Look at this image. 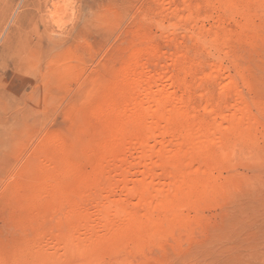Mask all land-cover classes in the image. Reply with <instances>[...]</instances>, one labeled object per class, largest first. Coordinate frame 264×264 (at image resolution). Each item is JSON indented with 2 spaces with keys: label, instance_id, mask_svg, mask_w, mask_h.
<instances>
[{
  "label": "rangeland",
  "instance_id": "374dc122",
  "mask_svg": "<svg viewBox=\"0 0 264 264\" xmlns=\"http://www.w3.org/2000/svg\"><path fill=\"white\" fill-rule=\"evenodd\" d=\"M11 1L0 0V264H16V260L17 264H32L30 257L42 250L35 248L36 242L27 244L32 240L61 242L73 222L67 219L69 204L79 198L77 203L85 202L83 207H90L92 213L95 209L89 202L99 187L108 191L112 201L128 207V214L112 211L113 219L124 217L125 212L131 222L151 220L159 228H151L148 235L149 227L142 223L144 230L139 233L122 228L137 236L125 231L127 236L116 239V244L112 240L95 243L84 258L73 252L56 255V264H264V0H61L60 5L58 0ZM33 1L43 9L46 2L47 8L53 3L55 9L49 10L53 13L61 8V14L56 12L60 16L44 11L40 14L48 17L41 24ZM189 8L194 11L188 12ZM30 12L36 17L26 24L30 35H24L15 26L20 16L24 19L22 15ZM49 35L55 43L35 49L33 58L28 46L39 38L46 43ZM15 43L22 44L21 48ZM20 49L24 52L19 51L21 61L14 57ZM130 70L151 76L152 81L143 84L144 89L135 85L136 89L132 77L124 78ZM183 85L188 95L183 94ZM138 90L144 91V100L161 95L168 99L172 93L170 101L164 99L174 107L181 104V109L193 115L188 112V122L185 119L176 127L158 117L133 124L127 133L116 135L106 129L99 112L103 105L114 100L109 103L112 107L117 100V107L125 105L131 111L143 99L136 98ZM184 97L189 99L183 101L186 106L179 103ZM144 100L139 102L148 108ZM236 105L249 118L230 130L226 119L236 116ZM200 106L202 110L195 113ZM182 125L192 130L200 127V135L215 133L224 143L211 147L202 159L194 156L192 162L181 165L184 169L174 164L168 167L159 156L171 153L181 142L187 132ZM145 130L154 132V141L148 156H141L137 136ZM207 130L222 131L218 136ZM149 166L162 171L158 170L159 177L150 186L163 192L150 205L134 190L138 183L148 185L149 173L141 168ZM47 173L58 175L60 203L33 200L41 193L39 185ZM178 179L194 181L198 190L190 198L180 190L163 198ZM87 184L96 191H89L91 199L86 201L88 194L83 195L81 187L87 190ZM140 234L145 240L136 245L132 239L141 238ZM133 244L140 245L136 255ZM42 246L46 252L49 245ZM48 252L55 255L57 251Z\"/></svg>",
  "mask_w": 264,
  "mask_h": 264
},
{
  "label": "bare ground",
  "instance_id": "6f19581e",
  "mask_svg": "<svg viewBox=\"0 0 264 264\" xmlns=\"http://www.w3.org/2000/svg\"><path fill=\"white\" fill-rule=\"evenodd\" d=\"M13 1V0H12ZM11 1V2H12ZM31 1V0H30ZM38 1V0H37ZM41 1H44V0H39V2H41ZM53 1V0H52ZM55 1V0H54ZM53 1V2H54ZM64 1V0H63ZM231 1V0H230ZM238 1V0H237ZM240 1V0H239ZM244 1V0H243ZM249 1V0H248ZM247 1V2H248ZM39 2H37V4L39 5L40 3ZM50 2V1H49ZM57 2V1H56ZM59 2H61L62 3V1L60 0H58V3H56L57 5L59 4L60 5V3ZM33 3H34V1H33ZM32 3V4H33ZM45 3V2H44ZM55 3V2H54ZM64 3V2H63ZM70 3V2H69ZM231 3V2H230ZM35 4V3H34ZM37 4H35L34 6H35V8H37L36 9V11H37V13L38 14H40V13H42V12H48V10L49 9H53V7H52V5H53V3H52V5L50 6V8H47L46 7V5H47V2L44 4V9L41 7V6H43V5H41V6H37ZM237 4H239V3H237ZM29 5V4H28ZM55 6V5H54ZM59 8V6H56V8ZM67 7V6H66ZM65 8V7H64ZM197 8V9H196ZM195 9H196V11L198 10V8L199 7H196ZM54 9H55V7H54ZM53 9V10H54ZM61 9V8H60ZM58 10V9H56V10H58V11H60L59 13L61 14V10ZM66 10V9H65ZM68 10V9H67ZM66 10V11H67ZM189 10V11H188ZM187 11L188 12H193L194 11V8L192 9V8H189ZM34 11V10H33ZM50 11V10H49ZM58 11H56L57 13H58ZM158 11V10H157ZM8 12V11H7ZM44 12V13H45ZM51 12V14H49V15H54V13H55V15H57L56 14V12H53L52 13V10L50 11ZM63 12V11H62ZM25 13V12H24ZM58 13V14H59ZM6 14H8V13H5V15ZM22 14V13H21ZM63 14V13H62ZM4 15V14H3ZM35 15V16H34ZM67 15V14H66ZM22 16H24V19H22L21 18V16L18 18V28L15 26V28L16 29H18L17 31L18 32H20L21 33V31H25V29L27 28V23H28V21H29V24L31 23V21L32 20H34L35 19V17H36V14H33V13H28V14H26V15H22ZM39 16V15H38ZM57 16H60V15H57ZM48 17V15H46V14H44V15H42V14H40V16H39V18H40V22H41V24H43V25H45V23H46V18ZM8 17H6V19H7ZM39 18H38V21H39ZM52 18V17H51ZM64 18V17H63ZM5 19V16L3 17V20ZM61 19V18H60ZM55 20H56V18H55ZM65 20V19H64ZM181 20V19H180ZM38 21H37V23H38ZM61 21V20H60ZM60 21H57V22H60ZM22 22V23H21ZM51 22H52V19H51ZM62 22V21H61ZM3 23H4V21H3ZM16 23V22H15ZM21 23V24H20ZM5 24V23H4ZM33 24H35V22L33 23ZM40 24V25H41ZM49 24H51V23H49ZM57 24V23H56ZM179 24H180V22H179ZM6 25V24H5ZM17 25V24H16ZM36 25V24H35ZM58 25H60V24H58ZM2 26H4L3 24H2ZM32 26H34V25H32ZM39 26H37L36 25V28H38ZM43 27V26H42ZM45 27H47V26H45ZM32 28V27H31ZM43 29V28H42ZM50 29V31H52L51 30V28H49ZM20 30V31H19ZM30 30V29H29ZM36 30H38V29H36ZM48 29L47 28H45V30H44V32H49V31H47ZM18 32H16L15 31V33L16 34H18ZM27 31H25L24 32V35H25V33H26ZM10 33V32H9ZM28 34L30 33L29 31L27 32ZM43 33V32H42ZM45 33V34H46ZM15 34V35H16ZM21 34H23V32L21 33ZM27 34V35H28ZM40 34H41V32H40ZM47 34H49V33H47ZM51 34H53V33H51ZM50 34V35H51ZM13 35V34H12ZM15 35H13V36H15ZM20 35V34H19ZM30 35V34H29ZM43 35V34H42ZM41 35V36H42ZM48 36V40H47V42L46 43H44L45 41L43 40V39H40L39 37V39L37 40V41H34V45L33 46H28L29 48H27V49H30V52H32L31 53V56H34L33 58H35V49L36 50H38V49H42L43 47H44V44H48V46L47 47H49L50 45H52V44H54L55 43V40L53 39V38H51V36ZM231 36V35H230ZM17 37V36H16ZM26 37H29V36H26ZM54 37V36H53ZM10 38V37H9ZM19 38H20V36L18 37V39L16 40L17 42H18V40H19ZM22 38V37H21ZM229 38V37H228ZM13 39V38H12ZM11 39V40H12ZM26 39H28V38H26ZM24 40V41H27V40ZM225 39V38H224ZM226 39H227V37H226ZM8 40V39H7ZM33 40V39H32ZM20 41H21V39H20ZM19 41V42H20ZM227 41V40H226ZM229 41V40H228ZM16 42V43H17ZM219 42V41H218ZM10 43V42H9ZM15 43V44H16ZM22 43V42H21ZM220 43V42H219ZM6 44V43H5ZM4 44V45H5ZM25 44H26V42H25ZM25 44H23V46H22V49H23V47H25V46H27V44H29L28 42H27V44L25 45ZM217 44V43H216ZM17 46L19 45H22V44H16ZM16 45H14V47L16 46ZM25 45V46H24ZM5 46H7V45H5ZM225 46V45H224ZM20 48H21V46H20ZM34 48V49H33ZM15 49V48H14ZM13 49V50H14ZM20 49V50H16L18 53H19V51H21V54H24V52L22 53V51L23 50H25V49ZM15 51V52H16ZM25 51H27V50H25ZM10 52V51H9ZM29 52V51H28ZM28 52H27V54H28ZM29 52V53H30ZM12 53H14V51L12 52ZM11 53V55L10 56H12V55H14V54H12ZM20 57V56H22V55H20V53L18 54V55H14V57ZM25 56V55H24ZM18 57V58H19ZM23 57V56H22ZM22 57H20L19 58V61H21L20 59H22ZM175 57H177V56H175ZM179 57V56H178ZM184 57H185V55H184ZM32 59V58H31ZM136 59H137V57H136ZM135 59V60H136ZM176 59V58H175ZM24 60V59H23ZM22 60V61H23ZM28 60H29V58H28ZM179 60V59H178ZM185 60V59H184ZM178 61H176V63H177ZM180 62V61H179ZM20 63V62H19ZM198 63V62H197ZM141 64V63H140ZM143 64V63H142ZM189 64V63H188ZM140 66V65H139ZM144 70V69H143ZM149 71V70H148ZM135 71H133L132 72V70H130L129 72H127L126 74H124V75H126L124 78H126V77H132V78H130V79H132L134 82H133V85L135 86H142L143 84H146V83H149L150 81H152V77L151 76H145L144 75V73H142V74H135L134 73ZM149 74V73H148ZM180 82V81H179ZM125 83V82H124ZM132 83V82H131ZM139 83V84H138ZM182 83H183V81H182ZM127 84V83H126ZM125 84V85H126ZM187 84V83H186ZM179 85V84H178ZM188 85V84H187ZM135 86V87H136ZM183 86H186V85H183ZM182 86V87H183ZM190 86V85H189ZM191 87V86H190ZM142 88H143V86H142ZM136 89H137V87H136ZM144 89V88H143ZM183 89V88H182ZM186 89H188L187 88V86H186V88H185V90H184V92H183V94L185 95V92H186V94L188 95V92L186 91ZM191 89V88H190ZM126 90V89H125ZM131 90H133V87H132V89ZM142 90V89H141ZM139 91L138 90V94H137V96H136V98H138V95H140L139 97H142L141 95H142V93L144 92H142V91ZM160 90H161V88H160ZM160 90H158V91H160ZM153 91V90H152ZM189 91V93H190V90H188ZM135 92V91H134ZM133 92V93H134ZM192 92V91H191ZM130 93H132V92H130ZM154 93V92H153ZM158 93H160V92H158ZM163 93H165V92H163ZM197 93H199V92H197ZM146 94V93H145ZM132 95H134V94H132ZM131 95V96H132ZM149 95H151V94H149ZM161 95V94H160ZM165 95V94H164ZM170 95V94H169ZM186 95V97L187 98H190L189 96H187ZM147 96V95H146ZM154 96H156V95H154ZM171 96H174V94L172 95V93H171V95H170V97ZM183 96V95H182ZM133 97H135V96H133ZM168 98L167 99V96L166 97H164V98H166L167 100H171V98ZM143 99L142 100H144V97H142ZM161 98H163L162 97V95L160 96V98L158 97V99H154V97H150V96H148V97H145V100L143 101V103L144 102H146V103H148V105H149V107L148 108H146L145 106L143 107V104L141 103V102H139V101H142L141 99L137 102L136 101V105H133V109L131 110V111H128L127 109H125L126 107H125V105L122 107V108H119V107H117V105H116V103H117V100H116V102H115V105H112V107H110L109 105H111L113 102H114V100H112V102L110 101V102H108V104H106V105H103V107H102V109H100L101 111H99L100 112V114L101 115H104V119L106 120V122H107V127L108 128H106V129H108V130H114V131H116V135H118L117 133H121V132H126V131H128L131 127H132V125L133 124H137V123H140L141 124V122H146L147 120H152V119H156V118H158V117H165L164 119H166L167 121H165L166 123H168L169 124V126L170 125H172L173 127H176V125L175 124H178L177 126H179V125H181L182 123H185V121L183 122V120H185L186 119V122H188L187 120H188V118H189V115L191 114V115H193L192 113H190V111H188L187 112V108H185L186 109V112H184L182 109H184L183 107H182V109H181V107H177L173 102H172V105L174 104L175 105V107L174 106H171V104H169L168 102H167V100H165L164 98L163 99H161ZM183 98V97H182ZM182 98L180 99L181 101L179 102V103H183V105H185L186 106V104L185 103H187V102H189V99H187V98H185V99H187V100H182ZM202 98V97H201ZM135 99V98H134ZM195 100V99H194ZM172 101H174V100H172ZM185 103H184V102ZM191 101V100H190ZM119 102V101H118ZM174 102H177V101H174ZM177 102V103H178ZM107 103V102H106ZM109 103H111V104H109ZM120 103V102H119ZM125 103V102H124ZM171 103V102H170ZM114 104V103H113ZM236 104V103H235ZM120 105V104H119ZM128 105V103L126 102V106ZM145 105V104H144ZM171 106V108H170V106ZM201 105V104H200ZM132 106V105H131ZM130 106V107H131ZM182 106V105H181ZM232 106V105H231ZM234 106V105H233ZM232 106V107H233ZM128 107V106H127ZM236 107L238 108H240L241 106H237L236 105ZM235 107V108H236ZM231 108V107H230ZM238 108V109H239ZM242 108V107H241ZM125 109V110H124ZM130 109V108H129ZM184 109V110H185ZM192 109V108H191ZM208 109V108H207ZM237 109V110H238ZM195 111V113L199 110H202V107L200 106L199 108H197V109H194ZM209 110V109H208ZM236 110V109H235ZM236 110V111H237ZM242 110H244V109H242ZM213 111V110H212ZM186 113H188V114H186ZM195 113H194V115H195ZM98 116V115H97ZM249 118V116H248V114L247 113H244L243 111H241L240 109L237 111V114H236V116H232L231 118H223V119H226V121H227V123L230 125H228L229 126V128H230V130H232V129H235V128H238L240 125H242V123L245 121V119H246V121H247V117ZM195 117V116H194ZM222 119V120H223ZM102 120V119H101ZM100 120V121H101ZM190 120H191V118H190ZM193 120H194V118H193ZM249 120V119H248ZM225 121V122H226ZM246 121L244 122V123H246ZM191 122H193V121H191ZM104 123H105V121H104ZM103 123V124H104ZM220 123H222V121L220 122ZM243 123V124H244ZM189 123H186V125H188ZM192 124H194V123H192ZM166 125V124H165ZM185 125V126H186ZM106 126V125H105ZM171 126V127H172ZM193 126V125H192ZM196 126V125H195ZM182 127H183V125H182ZM189 127V126H188ZM191 127V126H190ZM198 127V126H197ZM197 127H192L193 128V130L192 129H186L187 127H183L184 129H185V132L186 133H184L185 135L183 136V138H182V140H181V142L176 146V148L173 150V151H171V153H168L167 155H160L159 157L160 158H162V159H166V162H168L167 163V165L168 164H174V165H180L179 167L180 168H182L181 167V165H183V164H185L186 162H192L193 160L192 159H194V156H197V157H200L201 159L203 158V157H201V156H203V155H205L209 150H210V148L211 147H214V146H216L217 144L218 145H223V143H224V141H223V139L222 138H217V137H214V135H216L215 133H213L214 135H212L211 133H212V131L213 132H216L215 130H217L216 128H215V130H212V131H208L210 134H211V136H213V137H211V136H206L207 134V132L205 133V134H202V135H200L198 132H199V129H197ZM217 127H219V126H217ZM223 127V126H222ZM197 129L198 131H195V129ZM198 128H200V127H198ZM9 129V128H8ZM133 129V128H132ZM175 129V128H174ZM203 129H205V128H203ZM212 129H214V127H212ZM143 130V129H142ZM183 130V129H182ZM141 131V130H140ZM200 131H202V129L200 128ZM222 130H220V132H221ZM109 132H111V131H109ZM131 132V131H130ZM220 132H219V134H218V131L216 132L217 134H218V136L220 135ZM114 133V132H113ZM127 133V132H126ZM198 133V134H197ZM208 133V134H209ZM123 134V133H122ZM129 134V133H128ZM111 135H112V133H111ZM120 136H121V134H119ZM124 135V134H123ZM114 136H115V134H114ZM119 136V137H120ZM128 135H126V137H127ZM131 136V135H130ZM130 136H129V138H130ZM137 136V135H136ZM136 136H135V138H136ZM3 137H4V135H3ZM111 137V136H110ZM112 137H113V135H112ZM154 137V132L152 131V130H150V131H147V130H145V131H142V132H140L139 133V135L137 136V139H138V143L140 142V144H141V150L139 151V152H141V156H148V154H149V150L151 149V141H154L153 138ZM115 138H117V137H115ZM123 138H124V136H123ZM122 138V139H123ZM132 138H133V136H132ZM132 138H130L131 140H132ZM135 138H134V140H135ZM113 139V138H112ZM111 138L109 139V142L110 143H113V142H111L110 140H112ZM119 138H117V139H115V143H116V140H118ZM125 139V138H124ZM123 139V140H124ZM136 139V140H137ZM106 140V139H105ZM105 140H103V144L105 145ZM122 140V141H123ZM125 140H127V139H125ZM106 141H108V140H106ZM113 141H114V139H113ZM122 141H121V143H122ZM133 141V140H132ZM175 141H177V140H175ZM178 141H180V140H178ZM177 141V142H178ZM118 142H119V140H118ZM124 142V141H123ZM128 143L130 142V140H128L127 141ZM136 142V141H135ZM157 142V141H156ZM107 143V142H106ZM127 143V144H128ZM132 143V142H131ZM133 143H134V141H133ZM117 144V143H116ZM118 144H120V143H118ZM122 144H124V143H122ZM122 144H120V146L122 145ZM153 144V143H152ZM103 145V146H104ZM107 146H111V144H106ZM113 145V144H112ZM115 145V144H114ZM125 145V144H124ZM129 145H130V143H129ZM108 147V148H109ZM119 147V146H118ZM129 147V146H128ZM171 147H173L172 145H171ZM107 148V147H106ZM108 151H109V149H107ZM111 150L112 149H110V152H111ZM171 150V149H170ZM137 153V152H136ZM135 158V157H134ZM141 158V157H140ZM159 158V159H160ZM199 159V158H198ZM205 159V158H204ZM123 160V159H122ZM161 160V159H160ZM55 161V160H54ZM58 161V160H57ZM135 161V160H134ZM56 162V161H55ZM54 162V163H55ZM59 162H60V160H59ZM62 162V161H61ZM60 162V163H61ZM165 162V163H166ZM45 163V162H44ZM43 163V164H44ZM60 163L58 164V165H60ZM63 163V162H62ZM61 163V164H62ZM121 163V162H120ZM132 163V162H131ZM130 163V164H131ZM57 164V163H56ZM55 164V165H56ZM156 164V163H155ZM154 164V165H155ZM47 164H44V166H46ZM54 165V166H55ZM133 165V164H132ZM63 166H65L66 167V163L64 164L63 163ZM63 166H60V167H62L63 168ZM157 166V165H156ZM156 166H149V167H146V168H141V169H143V171L146 173V172H148L149 174H148V185L145 187L143 184H141V183H138V185L134 188V190H135V192L137 193V194H140L141 195V197L142 198H144L145 199V201H148L149 202V205H150V201H152L153 199H157L158 197H160L161 195H162V191L160 192V191H155V190H152V188H151V186L150 185H152V184H154V182H155V180L156 179H158L157 177H159V175L158 174H160V173H158V170H160V169H158V170H156ZM184 166V165H183ZM186 166H188L187 164H186ZM130 167H132V166H130ZM139 167V166H138ZM168 167H171V166H169L168 165ZM213 167V166H212ZM44 168V167H43ZM50 168H53V167H50ZM124 169H125V167H123ZM129 168V167H128ZM164 168V167H163ZM64 169H66V168H64ZM182 169H184V168H182ZM47 171V170H46ZM59 171H60V169H59ZM62 171V170H61ZM67 171V170H66ZM161 171V170H160ZM165 171H167V170H165ZM203 171V170H202ZM208 171V170H207ZM212 171V170H211ZM43 172V171H42ZM48 172V171H47ZM55 172V171H54ZM162 172V171H161ZM183 172V171H182ZM199 172V171H198ZM62 173V172H61ZM167 173V172H166ZM203 173V172H202ZM48 174V173H47ZM58 174V173H57ZM60 174V173H59ZM169 174V173H168ZM173 174H174V172H173ZM178 175V174H177ZM176 175V176H177ZM198 175V174H197ZM208 175H209V173H208ZM58 176V175H57ZM56 176V173H55V175L54 174H48V176H47V178L45 177L44 178V181L40 184V182L39 181H41L40 179H39V186H40V188H42V190H41V193L38 195V197H36L37 199H33L34 201H36V203L37 204H39L38 202H41V201H43V200H53L54 202L57 200L59 203H60V201H63V199L60 197V189H59V186L60 185H58L57 183H61V182H58L57 180V177ZM117 177V176H116ZM65 178H66V176H65ZM187 178V177H186ZM114 179V178H113ZM112 179V180H113ZM173 179V178H172ZM60 180V179H59ZM122 180H124V179H122ZM213 180V179H212ZM212 180H210V181H212ZM61 181V180H60ZM121 181V180H120ZM127 181V180H126ZM141 181V180H140ZM167 181V180H166ZM139 182V181H138ZM144 182V181H143ZM212 182H214V181H212ZM89 183V182H88ZM91 183L92 184H94L93 183V181H91ZM108 183H110V182H108ZM107 183V184H108ZM120 183V182H119ZM123 183V182H122ZM90 184V183H89ZM89 184H87L86 186H87V188L89 187ZM91 184V185H92ZM115 184H117V182L115 183ZM124 184H125V182H124ZM168 184V183H167ZM109 186H110V184H108ZM121 185V184H120ZM127 185V184H126ZM38 186V187H39ZM85 186V187H86ZM108 186V187H109ZM202 186V189L204 188L203 187V185H201ZM207 186V185H206ZM91 188H93L92 186H90ZM95 187V186H94ZM108 187H107V189H108ZM111 187V186H110ZM126 188H128L127 186H125ZM213 187V186H212ZM82 189L81 190H83V191H81L82 192V194L84 195V194H88V197H87V195H86V201H87V199H91V197H89L90 196V194H89V191L91 192V191H93V190H95V189H93V190H91V188H88L87 190H86V188H84V187H81ZM100 188V192L98 193L97 192V195H91L92 196V198L94 199V200H91V202H89L92 206L93 205H95V207H92L91 206V208H94L95 210H93V212L91 213V210L89 209L90 207V205L88 204V207L89 208H87V206L84 208L83 206L84 205H82L83 203L85 204V205H87L85 202H83V201H81L80 203H77V202H79V198H78V200H77V202L75 203V204H73L72 206H71V204H69V206H70V208H69V206L67 207V209L69 208V213H68V217H67V219L69 218V220H71V221H73L72 223H71V225H70V227H69V229L67 230V229H65V230H67V232H66V236H65V238L63 239V238H61V242H54V243H40L39 241V239H35V241H30L29 243H27V244H33L34 242H36L35 244H37V247H35V248H42V250L44 249L43 248V246H42V244L45 246V245H49L48 246V248L46 249V252L44 251H39V253H38V251H37V254H34L32 257V259H31V257L29 256L30 254H28L27 255V253H26V255L27 256H29L30 257V259L29 260H32L31 262H32V264H56V255H68V254H71L72 252H73V254H74V256H75V254H76V256L78 257V258H84V257H86V255L88 254V253H90L93 249V247H94V244L95 243H97V242H111L110 240H112L113 241V243H115V240L116 239H118V241H120V239L121 238H125L126 236H127V231H126V229L127 228H129V229H136L137 231H138V233L140 232L139 230H141V229H143L144 227L142 226V224H144L145 225V228L146 227H149V228H147V230H146V234L148 235V230H150L151 228H154L153 230L154 231H156V229L157 228H159L158 226H157V223L158 222H155V221H148L147 222V224L146 223H143V221L140 223L139 221L138 222H131L133 219H131L130 220V216H128V217H126L127 216V214H128V212H127V210H128V207H127V205L124 203V202H120V201H112V199H110V197H111V195H109V193H108V191L103 187L102 189H101V187H99ZM130 188H132V187H130ZM170 188V187H169ZM206 188V187H205ZM208 188V187H207ZM84 189L86 190V191H84ZM171 189H172V193L170 192L171 191ZM202 189H201V191H202ZM209 189V188H208ZM109 190V189H108ZM125 190V189H124ZM127 190V189H126ZM129 190V189H128ZM133 190V191H134ZM179 190L180 191H182V192H180V193H183V194H185V197H188V198H190V197H192V195L194 194V193H196V191L198 190V185H196V184H194V181H192V182H185V181H180L179 182V179L176 181V183L174 184L173 183V185L171 186V188H170V191L168 192V191H166V195H165V193H164V197L163 198H170V196H173L175 193L177 194L178 192H179ZM96 191V190H95ZM111 191V190H110ZM208 191V190H207ZM210 191V190H209ZM77 192V191H76ZM78 192H80L79 191V189H78ZM80 192V193H81ZM94 192V191H93ZM199 192V191H198ZM204 192V191H203ZM135 193V194H136ZM78 195H79V193H77ZM96 194V193H95ZM57 196V197H54V196ZM81 196V195H80ZM79 196V197H80ZM140 197V198H141ZM49 198H51V199H49ZM56 198V199H55ZM177 198V197H176ZM73 200H75V199H73ZM80 200H81V197H80ZM56 201V202H57ZM93 201V202H92ZM95 201V202H94ZM121 201H123L122 199H121ZM143 202V203H145L146 204V202ZM154 201V200H153ZM126 202V201H125ZM148 202H147V205H148ZM160 202V201H159ZM94 203V204H93ZM153 203V202H152ZM62 204H63V202H62ZM31 205H33V203H32V201H31ZM139 205V204H138ZM137 205V206H138ZM146 205V206H147ZM66 206V205H65ZM143 206V205H142ZM158 207H160V205H157ZM148 207V206H147ZM149 207H151V206H149ZM81 208H82V211H81ZM86 208L87 209H89V210H86ZM132 208V207H131ZM63 209H64V207H63ZM62 209V211L63 212H66L65 210H63ZM83 209H85L84 211H87V212H83ZM144 209H145V207H144ZM157 210V212H160L161 210H163V208L160 210V208H156ZM122 211V210H124V211H126L127 212V214H126V216H125V212L123 213L124 214V217H116L117 219H113L112 217H111V213H112V211L113 212H115V211ZM148 210H150V209H148ZM158 210H160V211H158ZM61 211V212H62ZM67 211V212H68ZM60 212V213H61ZM95 215L94 217H93V215ZM62 215V214H61ZM113 215V214H112ZM64 216H65V214H64ZM63 216V217H64ZM120 216V215H119ZM66 217V216H65ZM130 217V218H129ZM128 218V219H127ZM130 220V221H129ZM68 221V220H67ZM159 225V224H158ZM157 227V228H156ZM122 228H126L124 231H123V229ZM156 228V229H155ZM144 230V229H143ZM122 231L125 233V231L127 232V233H122ZM129 231V230H128ZM65 232V231H64ZM63 232V233H64ZM131 232V231H130ZM132 233H136L135 231H133L132 230ZM132 233H128V234H132ZM151 233H153L152 232V230H151ZM150 233V234H151ZM57 234V233H56ZM92 234H94V235H92ZM108 235H113L112 236V238H106ZM134 235V237H136L137 236V233L136 234H133ZM133 235L132 236H129L130 237V239H132V237H133ZM145 235L144 234H142V237H141V234H140V236L139 237H141V238H136V239H132L133 240V242H135V244L136 245H138V243H139V240L140 239H144L143 237H144ZM147 237V236H146ZM149 237H150V235H149ZM40 238V237H39ZM128 238V237H127ZM149 239V238H148ZM151 239V238H150ZM46 240H48V239H46ZM128 240V239H127ZM135 240V241H134ZM145 240V239H144ZM144 240H141V242L142 241H144ZM147 240V239H146ZM118 241H116V242H118ZM38 243H40V244H38ZM119 243V242H118ZM116 244V243H115ZM140 244V243H139ZM30 245V246H31ZM40 245V246H39ZM134 245V244H133ZM135 246V245H134ZM140 246V245H139ZM139 246H137V247H139ZM136 247V246H135ZM133 248L132 250V253H135V255H136V253H137V250L139 249V248ZM52 249H56V253H54L55 255H53L51 252H48V251H52ZM141 249V248H140ZM34 250V249H33ZM26 251H27V249H26ZM28 252V251H27ZM32 253H33V251H32ZM49 253H51V254H49ZM134 255V254H133ZM28 260V259H27ZM18 260H16L15 261V263L17 264L18 262H17ZM21 261V260H20ZM22 264V263H21ZM27 264V263H26Z\"/></svg>",
  "mask_w": 264,
  "mask_h": 264
}]
</instances>
